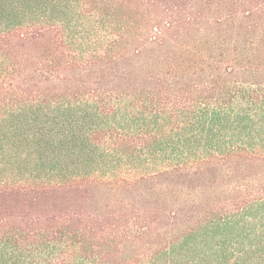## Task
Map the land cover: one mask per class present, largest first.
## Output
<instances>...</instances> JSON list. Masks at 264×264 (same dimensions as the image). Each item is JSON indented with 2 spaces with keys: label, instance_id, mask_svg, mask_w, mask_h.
I'll use <instances>...</instances> for the list:
<instances>
[{
  "label": "trees",
  "instance_id": "16d2710c",
  "mask_svg": "<svg viewBox=\"0 0 264 264\" xmlns=\"http://www.w3.org/2000/svg\"><path fill=\"white\" fill-rule=\"evenodd\" d=\"M0 264H264V0H0Z\"/></svg>",
  "mask_w": 264,
  "mask_h": 264
}]
</instances>
